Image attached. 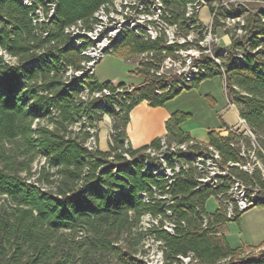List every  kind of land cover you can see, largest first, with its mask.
<instances>
[{
	"label": "trees",
	"instance_id": "16d2710c",
	"mask_svg": "<svg viewBox=\"0 0 264 264\" xmlns=\"http://www.w3.org/2000/svg\"><path fill=\"white\" fill-rule=\"evenodd\" d=\"M48 1L56 5L53 19L35 25L32 14ZM108 1L34 0L29 6L22 0H0V50L16 59L12 64L0 56V264H99L97 258L103 257L113 264H147L138 256L146 232L164 242V264H185L181 257L189 255L187 264H264V251L244 256L245 249L232 248L222 233L244 211L229 217L221 204L207 211V200L222 189L197 188L189 172L167 190L166 179L145 166V150L158 146L161 138L138 149L128 142L126 128L137 104L163 106L182 91L157 94L152 82L120 92L124 83H101L95 74L67 75L71 68L83 69L86 57L65 28L78 20L89 22ZM167 1L173 20H178L189 0ZM242 29L233 47H246L247 54L242 61L233 56L226 61V92L255 139L244 132L211 131L209 143L220 151L225 167L229 161L252 162L248 150H254L264 168V9L248 13ZM159 47V42L129 32L115 43L112 54L131 59ZM134 72L146 73L147 67ZM215 76L222 78V73L211 70L188 89ZM104 88L112 91L105 99L82 98L86 91L91 96ZM105 115L112 119L109 149H90L87 143L92 136L98 138ZM190 116L172 113L164 136L168 142L192 138L179 127ZM37 156L44 161L33 172ZM229 171L245 184L258 185L264 195L260 166L251 173L239 166ZM153 186L170 193L174 203L157 199ZM144 192L150 202L143 199ZM168 209L172 216H167ZM146 213L173 220L174 234L161 226L145 231L140 222Z\"/></svg>",
	"mask_w": 264,
	"mask_h": 264
},
{
	"label": "built area",
	"instance_id": "2783aa9c",
	"mask_svg": "<svg viewBox=\"0 0 264 264\" xmlns=\"http://www.w3.org/2000/svg\"><path fill=\"white\" fill-rule=\"evenodd\" d=\"M22 1L29 6L34 4V0ZM55 6V3L49 1L46 5H38L32 14L34 24L40 26L51 22L55 14ZM206 6L211 12L208 24L200 19V12ZM263 9L264 0H189L183 15L178 20H173L172 8L167 0L108 1L98 8L89 22L78 20L65 28V33L74 44L82 47L81 54L86 57L82 62L83 69L74 71L71 68L67 71V75L95 74L97 63L112 52L115 43L127 33L133 32L144 41L159 42L160 47L145 51L138 56L135 69L147 67L146 73L138 74L141 77L140 83L136 85L124 83L123 87L115 84L119 87L118 91H132L135 87L149 85L152 82H156L157 94L172 90L183 91L191 87L195 80L205 77L211 70L222 73L226 90V61L231 56L235 60L242 61L247 54L246 47L243 49L233 47L234 40L242 37L244 33L242 26L246 23V15ZM220 29L223 30V35H220ZM0 56L10 63L16 61L4 50H0ZM111 94V89L104 88L92 93L91 96L86 91L82 98L105 99ZM228 100L235 108L238 118L237 124L232 126L228 133L244 132L254 140V134L239 115L233 98L228 96ZM91 132L93 133L94 129ZM87 145L90 149H96L97 138L92 136ZM145 153L146 168L166 179L167 190L179 175L189 172L193 173L197 188L222 189L216 198L227 210L229 217L235 216L236 211H245L252 206L264 203V195L258 185L245 184L229 171L230 167L243 165V168L251 173L256 165L261 164L254 150H248L252 162L229 161L227 167L223 165L222 154L215 146L195 138L183 142H168L165 137H161L159 145L148 147ZM242 154L246 155L243 143ZM124 155L130 159L128 153ZM262 171L264 176V168ZM153 190L155 197L165 201V205L174 203L170 193H161L156 186H153ZM142 196L147 202L152 199L145 192ZM166 213L168 217L173 215L170 209ZM168 217L163 218L161 215L146 213L142 216L140 225L145 231L161 226L166 232L174 234L176 224ZM207 224L208 218L205 217L204 225ZM148 237L153 243L149 245L151 254L139 253V258L147 264H164L162 249L164 242L155 239L151 233ZM262 251L264 247L257 250L246 249L244 256L259 255ZM181 259L187 264L192 260V256L181 257Z\"/></svg>",
	"mask_w": 264,
	"mask_h": 264
},
{
	"label": "crops",
	"instance_id": "0c3cea01",
	"mask_svg": "<svg viewBox=\"0 0 264 264\" xmlns=\"http://www.w3.org/2000/svg\"><path fill=\"white\" fill-rule=\"evenodd\" d=\"M106 56L100 62H102ZM100 62H98L96 65L95 77L101 83L111 81L114 84L125 83L128 85H136L141 81V77L134 72L135 63L129 62L128 60L118 56L109 57V62L117 64L115 65L117 70L114 71L111 76L98 77L97 67ZM207 79L201 81L199 85L195 87V89L192 88L189 90L190 92L201 93L199 99L203 100L204 103L203 101L199 102V109L194 105H191V107L188 108V111H186L184 108H173L169 105L170 102H166L165 105L158 107L150 106L146 101H142L137 104L130 112V120L126 128V134L130 146L134 149H138L149 145L157 138L164 137L167 134L166 122L172 113L176 111H182L191 114V116L183 121L179 127L182 131L188 133L192 138L203 142H209V133L211 131L219 132L221 135H227L229 129L238 122L237 113L233 106L228 107V105H226L223 101L221 89H216L218 86L217 82H215L216 85H206ZM193 89L194 91H192ZM196 89L197 91H195ZM196 94L197 93H194V96H196ZM207 101H209V103H213V105L209 106ZM216 110L219 118L213 120L211 116L214 115L213 113ZM103 124H108L109 128L103 129ZM111 127L112 119L110 116L105 115L99 126L100 133L98 132V147L102 151L109 149L110 140H108V137L110 136L108 135L111 133ZM208 201L209 199L207 200V203ZM214 211L208 212L212 213ZM246 211H244V213ZM224 235L226 237L225 233ZM226 240L232 248L241 247L245 250L261 249L264 247V227L255 230L251 235H248L247 238L242 241L241 245L233 246L227 238Z\"/></svg>",
	"mask_w": 264,
	"mask_h": 264
},
{
	"label": "rangeland",
	"instance_id": "374dc122",
	"mask_svg": "<svg viewBox=\"0 0 264 264\" xmlns=\"http://www.w3.org/2000/svg\"><path fill=\"white\" fill-rule=\"evenodd\" d=\"M173 8L175 10L179 9L176 5H173ZM200 19L205 24H208L210 22L211 12H210L209 7L206 6L201 10ZM219 33H220V35L224 34L222 29L219 30ZM110 56L113 57L116 55L112 54V52H111L110 54H107L106 58L102 62H100V64L97 67V76L98 77L111 76V74L117 70L116 66H115L117 64H113V63L109 62ZM126 60H128L129 62L135 63L136 61H138V56L131 58V59H126ZM12 63H15V61H13ZM105 73H106V75H105ZM215 82H217V85H218L216 87V89H221L222 98H223V101L225 102V104L228 105V107L229 106L232 107L231 104H229L227 94H226L225 88H224V83H223V80H221L220 76L208 78L206 85H216ZM194 89L192 91H194ZM189 90H191V89H187V90L182 91L181 93H179L174 98L169 99L167 102H170L169 105L173 108H184L186 111H188V108H190L191 105L197 106L196 108L200 107L199 102L203 101V100L199 99V96L201 95V93L190 92ZM195 91H197V89ZM194 93H197L196 96H194ZM207 102H208L209 106L213 105V103H209V101H207ZM203 103H204V101H203ZM194 106H192V107H194ZM213 114L214 115L211 116L213 120L219 118V116L217 115V110L214 111ZM102 128L103 129L109 128V125L103 124ZM99 133H100V129H99ZM110 134L108 136H110ZM98 139H99V134H98L97 140ZM108 140L111 141L110 137H108ZM43 161H44V158L42 156L36 157L34 163L32 164L33 172H37L39 170L40 165L43 163ZM250 165L254 166L252 164H250ZM259 166L261 167V169H263L261 164H259ZM240 167L243 168V165H241ZM36 177H37V175H35V178ZM33 180H34V178H33ZM219 205H220V202L218 201V199L216 197L213 196L209 199V201L207 203V210L209 212L214 211ZM263 227H264V204H257L255 206L250 207L242 215V217L239 221L230 220L221 229H222V233L224 232L226 234V238L228 239V241H230V243L233 246H238V245L242 244V241L245 240L248 235H251L255 230L261 229ZM148 235H149V233H147V232L144 234L143 244L141 245V249H142L141 254L142 255L144 253H147L148 255L151 254V247L149 245H152L153 243L151 242ZM97 259H98L97 262L99 264H113L112 262H110L111 261L110 258H104L103 257V258H97Z\"/></svg>",
	"mask_w": 264,
	"mask_h": 264
}]
</instances>
